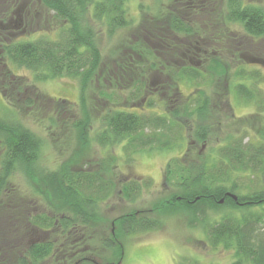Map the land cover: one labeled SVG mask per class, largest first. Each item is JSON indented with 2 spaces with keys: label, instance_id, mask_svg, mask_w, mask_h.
Segmentation results:
<instances>
[{
  "label": "trees",
  "instance_id": "trees-1",
  "mask_svg": "<svg viewBox=\"0 0 264 264\" xmlns=\"http://www.w3.org/2000/svg\"><path fill=\"white\" fill-rule=\"evenodd\" d=\"M126 1L41 0L59 21L53 37L39 34L33 38L11 39L7 29L12 17L3 12L0 16V93L8 106L14 107V95H24L27 90L32 95L24 98L25 108L43 97L56 113L63 108L70 111L76 104L44 95L34 83L14 74L10 61L16 67L32 71L36 81L75 79L79 101L83 102L87 83L100 67L97 32L110 39L117 30L130 26ZM208 1L170 0L157 15L142 10L137 33L118 41L110 50L115 65L106 69L102 78L118 91L104 87L97 93L108 104L97 110L102 127L94 139L100 146L121 145L128 160L137 152L174 149L185 142L187 148L183 155L167 161L162 172L163 183L175 193L156 208L178 206L188 211L189 225H200L212 247L234 250L235 259L230 264H264V189L259 185L264 176V128L258 131L254 141L250 137L244 141L240 134H226L202 156L190 148L194 142H205L222 120L249 122L247 117L241 118L231 111L232 87L243 100L255 102L264 111V92L261 103L254 92H260L255 89H260L255 83L257 71H248L243 66L230 71L232 59L226 61L222 56L224 49L232 47L241 56L244 45L240 43L250 46L253 38H258L259 44L262 42L264 4L259 0H224V8L219 13L221 19H217L214 0ZM202 14L209 15L205 23L198 20ZM214 21L219 30L207 34V24ZM219 22L228 29L232 24L241 27L242 33L230 31L236 37L234 44H223L227 40H220L222 36L227 39L228 34L222 35L225 30H221ZM193 58H199L201 64L197 65L194 60L184 64ZM255 63L264 67V61ZM179 82L192 90L183 95ZM140 101L143 104L137 105ZM125 102L130 106L124 105ZM13 118L0 117V194L11 176L19 171L32 180V192L40 202L45 199L48 209L26 210L37 205L38 200L20 194L14 197L19 200L18 206H25L23 214L22 208L16 214L12 211L13 202L7 204L6 219L3 222L0 219V264H42L48 257L56 259L57 254L69 263L84 244V247L92 246L93 224L99 218L102 203L115 188L114 180L105 174L117 165L118 156L107 153L96 161V168L71 169L67 164L48 170L36 167L46 140L24 126L15 115ZM49 119L55 122L53 116ZM88 119L84 114L73 117L69 124L77 130L75 135L79 139L85 138ZM37 177L39 181L34 182ZM141 186V180L124 176L120 190L127 201L133 202L139 197ZM10 223L15 230L19 228L14 237L10 235L14 229ZM112 224L114 230L101 239V246L117 255L108 264H121L123 244L117 239L118 233L123 237L161 229L163 219L132 211L114 218ZM40 233L49 235L44 238Z\"/></svg>",
  "mask_w": 264,
  "mask_h": 264
},
{
  "label": "rangeland",
  "instance_id": "rangeland-1",
  "mask_svg": "<svg viewBox=\"0 0 264 264\" xmlns=\"http://www.w3.org/2000/svg\"><path fill=\"white\" fill-rule=\"evenodd\" d=\"M169 1L127 0V12L131 19L130 26L117 30L115 35L110 39L103 33L97 32V46L100 50L101 57L100 67L96 71V75H94L92 81H88L87 83L83 93V102L79 101L78 82L75 79L64 77L36 81L33 78L34 73L32 71L16 67L12 61L8 63L14 74L24 77L28 83H34L44 95L66 99L76 103L72 110L68 111L66 108H63L65 110L56 113L49 101H46L44 97H40L41 99L34 101L32 107L25 108L23 105L24 98L30 94L32 95L31 91L27 90L24 95H14V107L10 108L0 93V117L8 120L12 119L15 115L24 126L38 133L46 140L36 167L39 166L48 170L55 169L61 164H67L71 169L84 166L87 168H96V161L107 153H115L118 156L117 165L111 172L105 174L106 177H111L114 180L115 188L112 195L102 203L98 212L99 218L93 224L92 230L94 231L95 239L91 245L94 249L90 245L84 247V244L83 247L78 249V253H76L69 263H65L62 257L59 258L60 254H57L56 259L52 256L48 257L42 264H108L109 262H114V256L117 255H114L112 250L104 249L101 246V239L108 236L114 230L112 224L114 218L132 211H141L148 215L159 216L163 219V226L161 229L123 237H121V233H118L117 239H121L123 244L121 264H230L235 259L232 248L212 247L206 233L200 225L196 223L193 226L189 225L188 211L182 210L178 206L163 209L156 208V206H160L161 203L168 200L175 193L174 190L163 183L162 172L167 161L183 155L187 148L185 142L181 147L174 149L137 152L132 155V160H128L120 147L121 145L100 146L94 139L96 131L102 127V124L98 120L97 110H102L108 104L103 102L104 100L97 93L104 87L105 89L110 88L112 92L118 91V89H115L116 87L108 86V81L102 78V75H106V69L113 68L115 65L113 61L115 57L109 55L110 50L114 45L118 44V41L127 40L137 33L138 28L141 27L142 10L151 15H157L159 11H162L169 4ZM259 1L264 4V0ZM214 2L215 4L213 3V6L214 13L217 15L216 18L221 19L219 13L221 12V8H224V0H214ZM3 12H7L12 17L9 24L10 30L7 29V34L9 33L7 36L11 39L33 38L39 34H47L53 37L59 26V21L53 18L52 11L48 10L41 0H0V16H3ZM208 18V14H202L198 20L200 23L201 20L205 23ZM218 25L221 30H225L222 35L224 33L228 34L226 35L227 39L224 36H222L223 39L220 38L223 41L227 40L223 44H234L233 42L236 37L230 31L243 32L241 27L235 24L230 25V29L221 25V22ZM207 27V34L211 30H219L216 29L218 26L215 24V21L207 24ZM23 28L26 30L23 31ZM95 29L97 31L98 28L96 27ZM27 30H30L31 33L26 32ZM258 40V38H253L250 41V46L248 43V45L245 44V42L240 43V45H244L241 46V56L239 52H236V47H232L229 50L224 49L222 56L226 61L227 59H232L229 61L230 71L240 66L245 67L248 71H257L255 74L258 75V80L256 82L253 80L261 90L255 88L260 92H254L261 103L263 100L262 91L264 92V67L259 63H255V61H264V39L260 40V42L262 41L260 44ZM258 44L261 47H257ZM197 59L187 60L184 64H191L192 60H194L198 62L196 63L197 65H200L199 58ZM172 68L174 66L171 65ZM159 77L162 78L163 76L160 75ZM233 83H235L234 79L232 80ZM247 85L252 87L253 84L248 82ZM179 90L183 95H186L192 88L184 82H179ZM145 97L144 99L146 101L148 97L147 95ZM229 100L231 103V111L241 118L246 119L247 117L249 122L244 123L245 121L242 120L231 119L222 120L220 127L214 129V132L208 136L205 142H194L189 139L191 143L194 142L190 146L192 152L194 151V153L200 156L205 155L209 147L219 143L226 134L243 135L244 141H247L248 137L252 141L257 138L256 134L258 131L264 128V111L257 107L255 102L243 100L233 87L230 90ZM138 104L142 105L143 101L138 102ZM124 105L130 106L127 102ZM149 109L152 110L150 107ZM84 114L89 119L87 120L88 124L85 128V138L79 139L75 135L77 130L70 128L69 124L73 120V117L80 118ZM50 116H53L55 122L50 121ZM124 176L126 178L141 180L142 182L141 193L133 202L127 201L120 190L121 180ZM38 181L39 178L37 177L34 182ZM33 184L32 180L22 172L17 171L11 176L0 194V219L2 222L6 219L7 210L5 209L7 208V204H11L10 202H13L12 211L15 210V214L16 212L19 213L18 208H22L20 211L22 214L23 210H25L24 205L23 207L18 206L17 202L19 200H15L14 197L16 194L24 195L29 199L35 198L36 201L38 200L32 192ZM259 185L264 189V176L260 178ZM26 201L28 204L29 201ZM36 204L31 206V208L27 207L26 210L39 212L48 209L46 208L48 203L45 199L43 202L38 200ZM210 213L211 211H209ZM216 214L217 216L220 215V213ZM210 215L214 216L215 214L211 213ZM10 224L14 228L10 235L14 237L19 228L15 230V227L12 225L13 223ZM115 230H117V227ZM48 235L40 233V236H44V238L48 237ZM15 249L16 247L13 248V250ZM79 256H84L85 259L80 260L78 259ZM77 259L79 260L78 262ZM8 264H11V262Z\"/></svg>",
  "mask_w": 264,
  "mask_h": 264
},
{
  "label": "water",
  "instance_id": "water-1",
  "mask_svg": "<svg viewBox=\"0 0 264 264\" xmlns=\"http://www.w3.org/2000/svg\"><path fill=\"white\" fill-rule=\"evenodd\" d=\"M223 199H220V202H222Z\"/></svg>",
  "mask_w": 264,
  "mask_h": 264
},
{
  "label": "flooded vegetation",
  "instance_id": "flooded-vegetation-1",
  "mask_svg": "<svg viewBox=\"0 0 264 264\" xmlns=\"http://www.w3.org/2000/svg\"><path fill=\"white\" fill-rule=\"evenodd\" d=\"M19 24V23H18ZM18 24H16V25H18Z\"/></svg>",
  "mask_w": 264,
  "mask_h": 264
}]
</instances>
